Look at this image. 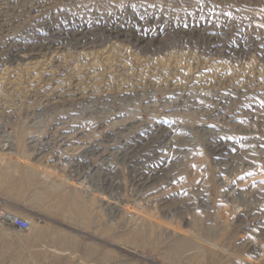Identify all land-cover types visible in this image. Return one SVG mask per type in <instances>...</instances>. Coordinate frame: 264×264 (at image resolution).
Here are the masks:
<instances>
[{"label":"rangeland","instance_id":"374dc122","mask_svg":"<svg viewBox=\"0 0 264 264\" xmlns=\"http://www.w3.org/2000/svg\"><path fill=\"white\" fill-rule=\"evenodd\" d=\"M0 264H264V0H0Z\"/></svg>","mask_w":264,"mask_h":264}]
</instances>
